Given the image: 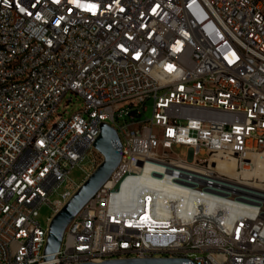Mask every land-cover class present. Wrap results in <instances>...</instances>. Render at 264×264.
Listing matches in <instances>:
<instances>
[{"label": "built area", "instance_id": "obj_1", "mask_svg": "<svg viewBox=\"0 0 264 264\" xmlns=\"http://www.w3.org/2000/svg\"><path fill=\"white\" fill-rule=\"evenodd\" d=\"M102 123L122 161L54 264H264V0H0V264H43Z\"/></svg>", "mask_w": 264, "mask_h": 264}, {"label": "water", "instance_id": "obj_2", "mask_svg": "<svg viewBox=\"0 0 264 264\" xmlns=\"http://www.w3.org/2000/svg\"><path fill=\"white\" fill-rule=\"evenodd\" d=\"M100 135L94 143L102 155L103 162L77 189L71 199L54 216L49 226L43 264H54L55 256L61 250L64 234L68 226L85 209L110 181L122 161V147L117 132L107 124L100 125ZM86 264H193L183 259H133L104 261Z\"/></svg>", "mask_w": 264, "mask_h": 264}, {"label": "rangeland", "instance_id": "obj_3", "mask_svg": "<svg viewBox=\"0 0 264 264\" xmlns=\"http://www.w3.org/2000/svg\"><path fill=\"white\" fill-rule=\"evenodd\" d=\"M69 98H71V102H69L68 106L66 107L68 118H70L71 116H73L75 113L79 112L83 108V101L80 98H77V97L72 96V95H68L63 100V103L60 107V113H62L64 111V107L66 106ZM144 107L146 108V112L144 113V115L141 118V121H143V122L147 121V120H151L153 118L154 101H152V100L147 101L146 104L144 105ZM153 131H154L155 135H157V136L162 135V130H160V129L155 128ZM175 153L177 155H179L181 158H187V156H188L186 149L175 150ZM196 159L200 162H205L208 159V157L204 156V155H197ZM84 178H85V175L78 168L72 170L70 173V179L73 180L77 184H80L81 182H83ZM64 192H65V187L62 186L61 188H59L57 193L53 197H51L50 202L53 203L57 200H61V195ZM52 215H53L52 209L49 206H44L40 210V217L38 219L39 224L43 228H46L47 227V218L51 217Z\"/></svg>", "mask_w": 264, "mask_h": 264}, {"label": "bare ground", "instance_id": "obj_4", "mask_svg": "<svg viewBox=\"0 0 264 264\" xmlns=\"http://www.w3.org/2000/svg\"><path fill=\"white\" fill-rule=\"evenodd\" d=\"M229 174L231 176H235V172L234 169L232 168L231 171L229 172ZM256 177L259 178L261 181H264V165L260 164L257 172H256ZM135 197V191L128 188V187H124L122 189V196H121V202L123 204H128L130 202H132L134 200Z\"/></svg>", "mask_w": 264, "mask_h": 264}]
</instances>
